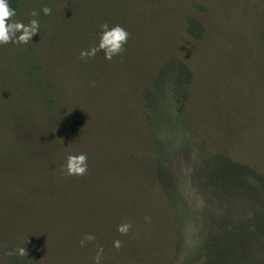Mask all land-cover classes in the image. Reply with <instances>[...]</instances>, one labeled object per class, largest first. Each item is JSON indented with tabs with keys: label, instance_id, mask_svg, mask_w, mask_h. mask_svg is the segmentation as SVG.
Wrapping results in <instances>:
<instances>
[{
	"label": "rangeland",
	"instance_id": "1",
	"mask_svg": "<svg viewBox=\"0 0 264 264\" xmlns=\"http://www.w3.org/2000/svg\"><path fill=\"white\" fill-rule=\"evenodd\" d=\"M13 4L40 30L0 45V264H264V0ZM104 23L126 51L82 60Z\"/></svg>",
	"mask_w": 264,
	"mask_h": 264
},
{
	"label": "clouds",
	"instance_id": "2",
	"mask_svg": "<svg viewBox=\"0 0 264 264\" xmlns=\"http://www.w3.org/2000/svg\"><path fill=\"white\" fill-rule=\"evenodd\" d=\"M45 16L52 14V9L49 6L42 8ZM16 11L9 5V0H0V45H27L32 41L33 37L39 33L40 22L38 19H31L27 24L14 19ZM30 15L37 17L39 13L33 10ZM102 32L100 34L98 47L94 46L89 50L81 51L80 58L87 61L93 59L98 52L103 51L105 59L111 61L114 57L120 56L126 51L125 45L128 43L130 33L121 25L117 24L111 28L107 23L100 25ZM95 83L93 82V85ZM64 170L68 176H84L88 172V156L86 153L78 155L69 154L66 158ZM132 228L131 223L124 222L118 226L117 231L121 235H127ZM96 239L94 234H85L80 240V245L83 247L86 243H91ZM114 248L119 250L123 246V242L119 239L113 242ZM103 253V246H98L97 255L94 258V264H100ZM18 254L20 257L28 255L25 248L9 251L7 256Z\"/></svg>",
	"mask_w": 264,
	"mask_h": 264
},
{
	"label": "trees",
	"instance_id": "3",
	"mask_svg": "<svg viewBox=\"0 0 264 264\" xmlns=\"http://www.w3.org/2000/svg\"><path fill=\"white\" fill-rule=\"evenodd\" d=\"M12 8L15 10V9H16V5H15V4H13V5H12Z\"/></svg>",
	"mask_w": 264,
	"mask_h": 264
}]
</instances>
